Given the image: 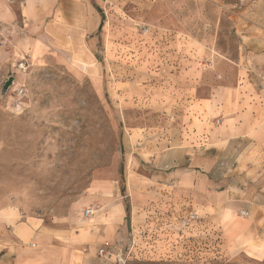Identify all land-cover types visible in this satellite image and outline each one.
Returning <instances> with one entry per match:
<instances>
[{"label": "rangeland", "instance_id": "1", "mask_svg": "<svg viewBox=\"0 0 264 264\" xmlns=\"http://www.w3.org/2000/svg\"><path fill=\"white\" fill-rule=\"evenodd\" d=\"M20 1L12 21L0 20V208L49 228L99 232L102 223L86 222L115 201L130 210L118 230L120 264H264L227 249L220 228L178 197L175 178L152 175L150 159L197 94L179 74L183 60L206 68L202 93L208 82L235 85L232 1L87 0V8L59 7L50 29L30 32ZM88 207L96 213L84 216ZM193 210L197 221L181 228L178 216Z\"/></svg>", "mask_w": 264, "mask_h": 264}, {"label": "crops", "instance_id": "2", "mask_svg": "<svg viewBox=\"0 0 264 264\" xmlns=\"http://www.w3.org/2000/svg\"><path fill=\"white\" fill-rule=\"evenodd\" d=\"M15 1L0 0V20H13ZM230 1L234 9L236 0ZM69 3L88 6L87 0H21L24 29H50L52 15ZM234 16L239 37L235 85L208 82L202 93L199 82L206 68L181 60L187 64L179 67V74L191 78L190 92L197 94H190L185 120L164 131L165 149L150 159L157 167L152 175L164 181L175 178L178 197L207 225L220 228L227 249L264 261V0H244ZM109 205L107 214L86 222L102 223L99 232L93 226L75 232L49 228L14 206L0 208V264H112L125 208L115 201L102 208Z\"/></svg>", "mask_w": 264, "mask_h": 264}, {"label": "built area", "instance_id": "3", "mask_svg": "<svg viewBox=\"0 0 264 264\" xmlns=\"http://www.w3.org/2000/svg\"><path fill=\"white\" fill-rule=\"evenodd\" d=\"M244 4V0H237V2L235 3V7L236 8H241L243 7ZM21 68L24 67V63L20 64ZM261 79L264 82V69L261 72ZM95 213V209L93 207H88L83 211V215L84 216H91ZM244 215H247L246 212L243 213ZM178 224L181 228H188L190 227L192 224H194L197 221V214L195 211H191L186 213L183 216H178ZM104 253L103 249L99 250V254L102 255ZM124 254L121 252V250L116 254L115 259H114V263H118L120 264L121 262H123L124 260Z\"/></svg>", "mask_w": 264, "mask_h": 264}, {"label": "trees", "instance_id": "4", "mask_svg": "<svg viewBox=\"0 0 264 264\" xmlns=\"http://www.w3.org/2000/svg\"><path fill=\"white\" fill-rule=\"evenodd\" d=\"M103 17V16H102ZM101 27V24L99 26V28ZM123 182V181H122ZM121 192H124L125 190V187L124 185L122 184L121 188H120ZM125 220L128 222L129 221V215H130V210H129V206L126 204L125 205Z\"/></svg>", "mask_w": 264, "mask_h": 264}, {"label": "water", "instance_id": "5", "mask_svg": "<svg viewBox=\"0 0 264 264\" xmlns=\"http://www.w3.org/2000/svg\"><path fill=\"white\" fill-rule=\"evenodd\" d=\"M13 80H14V77H9L8 80L4 83L3 87H2V90H1V94H4L5 91L7 90V88L12 85L13 83Z\"/></svg>", "mask_w": 264, "mask_h": 264}]
</instances>
